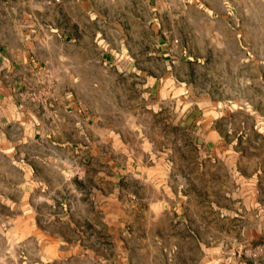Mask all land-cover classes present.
<instances>
[{"label":"rangeland","instance_id":"rangeland-1","mask_svg":"<svg viewBox=\"0 0 264 264\" xmlns=\"http://www.w3.org/2000/svg\"><path fill=\"white\" fill-rule=\"evenodd\" d=\"M149 3L115 133L57 135L36 183L0 148V264H264V0Z\"/></svg>","mask_w":264,"mask_h":264},{"label":"crops","instance_id":"crops-1","mask_svg":"<svg viewBox=\"0 0 264 264\" xmlns=\"http://www.w3.org/2000/svg\"><path fill=\"white\" fill-rule=\"evenodd\" d=\"M149 1L0 0V148L12 152L11 161L18 160L20 182L39 181L36 166L44 163L42 153L48 145L55 148L62 132L87 136L88 144L90 127H97L101 141L115 133L106 119H115L121 107L106 78L119 79L128 71V59L124 63L122 58L118 71L114 65L117 52L127 56L131 44L112 40L153 37L157 20ZM167 11L174 23L173 17L186 16L185 1L177 11ZM73 142L60 149H73ZM103 183L92 186L98 199L105 197V190L99 191ZM77 247L84 244H73Z\"/></svg>","mask_w":264,"mask_h":264}]
</instances>
